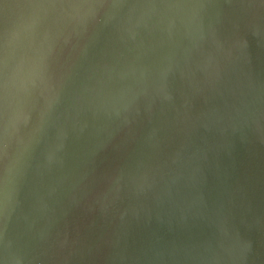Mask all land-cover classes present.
<instances>
[{
  "label": "water",
  "instance_id": "water-1",
  "mask_svg": "<svg viewBox=\"0 0 264 264\" xmlns=\"http://www.w3.org/2000/svg\"><path fill=\"white\" fill-rule=\"evenodd\" d=\"M0 264H264V0H0Z\"/></svg>",
  "mask_w": 264,
  "mask_h": 264
}]
</instances>
